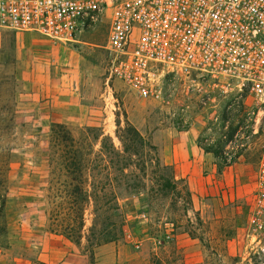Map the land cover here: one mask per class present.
Wrapping results in <instances>:
<instances>
[{"label":"rangeland","instance_id":"374dc122","mask_svg":"<svg viewBox=\"0 0 264 264\" xmlns=\"http://www.w3.org/2000/svg\"><path fill=\"white\" fill-rule=\"evenodd\" d=\"M107 34L102 25L79 43H60L0 27V264H71L72 253L86 264H264L246 232L264 117L225 162L223 142L203 141L223 129L225 101L209 110L192 100L183 112L178 95L139 96L110 76ZM243 113L231 116L229 133ZM124 118L152 145L154 133L177 137L196 170L176 176L153 145L176 186L162 191L148 154L122 152L115 131ZM73 153L83 192L64 169ZM82 203L75 243L66 226Z\"/></svg>","mask_w":264,"mask_h":264},{"label":"built area","instance_id":"2783aa9c","mask_svg":"<svg viewBox=\"0 0 264 264\" xmlns=\"http://www.w3.org/2000/svg\"><path fill=\"white\" fill-rule=\"evenodd\" d=\"M102 25L109 74L141 97L180 96L216 110L225 101L221 132L234 162L264 117V0H0V27L34 31L60 43H79ZM251 103L246 104L249 100ZM244 112L231 133L229 123ZM217 117H215L216 119ZM186 122V120H183ZM247 215V236L264 251V130Z\"/></svg>","mask_w":264,"mask_h":264},{"label":"trees","instance_id":"16d2710c","mask_svg":"<svg viewBox=\"0 0 264 264\" xmlns=\"http://www.w3.org/2000/svg\"><path fill=\"white\" fill-rule=\"evenodd\" d=\"M115 133L122 147V152L125 153L127 156L145 157L148 154L150 164L153 165L154 168L153 172L156 175V180H159L158 185L162 191H164L166 188H173V189L176 188L174 182H172L170 178H166L165 172L163 173V169L167 166L161 164L157 156L155 155L153 156V154H150L151 151L152 152L155 151V147L146 141L143 135L136 129V127L129 120L124 118L123 125H121L120 122L117 121ZM66 137H68L71 143L74 144V139L71 136L67 134ZM74 151L75 152L77 151L76 148ZM77 154L73 153V155L71 156V162H70V158L65 160L64 169L66 170L68 175L71 174V179L76 180L75 187L80 192H83L87 179L84 178L83 174L81 173L80 166L82 165V158H80ZM145 165H146L145 163L141 162L139 164H136L135 167L139 171L144 172ZM126 166L127 164L125 163L124 167ZM76 209H77L76 210L77 219L71 220V224L68 223L66 226V227L70 226L71 230L76 229V231L71 233L70 232H65V233L68 237L71 238L72 241H74L75 243H79L81 239L80 233L83 227V209H84L83 203L79 204ZM107 241L109 240H104V242Z\"/></svg>","mask_w":264,"mask_h":264},{"label":"crops","instance_id":"0c3cea01","mask_svg":"<svg viewBox=\"0 0 264 264\" xmlns=\"http://www.w3.org/2000/svg\"><path fill=\"white\" fill-rule=\"evenodd\" d=\"M158 134L162 137H158ZM151 141L157 147L162 162L172 166L176 176H183L188 172L193 173L196 170V162L192 160L187 164L186 156L182 155L180 148L176 147L177 137L171 136L169 133L162 134L158 132L152 135ZM81 257L72 253L71 264H86L84 258Z\"/></svg>","mask_w":264,"mask_h":264}]
</instances>
